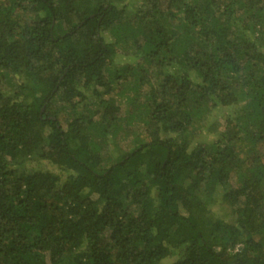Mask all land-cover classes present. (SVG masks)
<instances>
[{"label": "trees", "instance_id": "obj_1", "mask_svg": "<svg viewBox=\"0 0 264 264\" xmlns=\"http://www.w3.org/2000/svg\"><path fill=\"white\" fill-rule=\"evenodd\" d=\"M170 256L264 264V0H0V264Z\"/></svg>", "mask_w": 264, "mask_h": 264}, {"label": "rangeland", "instance_id": "obj_2", "mask_svg": "<svg viewBox=\"0 0 264 264\" xmlns=\"http://www.w3.org/2000/svg\"><path fill=\"white\" fill-rule=\"evenodd\" d=\"M130 61V57L126 56V55H118L116 62L117 63H124ZM143 91L147 89V86L144 85L142 87ZM119 103L121 105L122 108H126L127 106V102L124 98H119ZM233 112V108L230 107H217L216 109H214L209 117L205 120L204 125H202L201 129L199 130V132L194 136L193 138V144L196 143V141H211L214 139L215 135L217 134L218 129L223 128L222 126L224 125V119H225V115H227L228 113ZM213 122H216V127L214 129H212L211 125ZM132 127V128H131ZM139 126L137 124L135 125H131L127 132V136H124L123 133L119 130L115 133L114 137L115 138H111V135L108 134V137H110V143L107 146V152H108V158H114L116 157L120 151L126 150L128 149V147L132 144V138L133 136H135L136 134H138L141 138L144 137L143 132H140L138 128ZM112 139H115L118 147H114L113 144L111 143ZM106 159V162L109 163V161ZM212 212L214 213V215L219 216V217H223L226 220H230L231 216H228L229 212L228 209L221 205L219 202H215L212 206H211ZM175 256H170L167 257L165 259L162 260L161 264H170L173 260H175Z\"/></svg>", "mask_w": 264, "mask_h": 264}]
</instances>
